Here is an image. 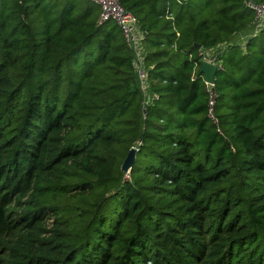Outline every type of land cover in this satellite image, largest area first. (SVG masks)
<instances>
[{
    "label": "trees",
    "instance_id": "1",
    "mask_svg": "<svg viewBox=\"0 0 264 264\" xmlns=\"http://www.w3.org/2000/svg\"><path fill=\"white\" fill-rule=\"evenodd\" d=\"M120 1L147 106L96 4L0 0V264H264V30L236 41L264 0Z\"/></svg>",
    "mask_w": 264,
    "mask_h": 264
},
{
    "label": "built area",
    "instance_id": "2",
    "mask_svg": "<svg viewBox=\"0 0 264 264\" xmlns=\"http://www.w3.org/2000/svg\"><path fill=\"white\" fill-rule=\"evenodd\" d=\"M96 4L99 9H101L99 24L105 22H113L117 28H120L122 35L125 39L127 46L130 47L134 65L137 74V82L140 87V90L143 94V104L145 106L151 104L150 99V84L148 83V67L145 64L146 59V50L144 46V41L146 39L147 32L142 30L139 25V19L129 10L124 8L120 0H88ZM245 5L254 13V20L252 25V31L248 35L241 36L242 42L257 36L262 30H264V1L261 3H255L246 1ZM223 48H215L210 51H203L200 53L201 61L211 63L215 67L217 66L218 70L223 69L222 64L219 62L218 58L222 54ZM199 65L196 64L193 79L196 78L197 70ZM201 69V67H200ZM202 80L206 85L208 92V102H209V116L215 124L218 121L215 118L214 110L216 106L217 99V90L216 82L209 83L205 81L204 74L202 73ZM216 80V79H215Z\"/></svg>",
    "mask_w": 264,
    "mask_h": 264
},
{
    "label": "water",
    "instance_id": "3",
    "mask_svg": "<svg viewBox=\"0 0 264 264\" xmlns=\"http://www.w3.org/2000/svg\"><path fill=\"white\" fill-rule=\"evenodd\" d=\"M196 46L198 47V49H201L202 46L199 44H196ZM200 69V72L204 74V79L205 81L209 82V83H214L215 79H216V75L218 73V69L217 66L215 67L214 65H212L211 63L205 62L203 61ZM138 150L136 148H132L128 155L126 156V158L124 159V163H123V167H122V171L129 173L131 171V169L133 168V166L136 163V154H137Z\"/></svg>",
    "mask_w": 264,
    "mask_h": 264
},
{
    "label": "rangeland",
    "instance_id": "4",
    "mask_svg": "<svg viewBox=\"0 0 264 264\" xmlns=\"http://www.w3.org/2000/svg\"><path fill=\"white\" fill-rule=\"evenodd\" d=\"M236 41L242 42V38L241 37H237ZM222 51H224V48L222 49Z\"/></svg>",
    "mask_w": 264,
    "mask_h": 264
},
{
    "label": "crops",
    "instance_id": "5",
    "mask_svg": "<svg viewBox=\"0 0 264 264\" xmlns=\"http://www.w3.org/2000/svg\"><path fill=\"white\" fill-rule=\"evenodd\" d=\"M243 36V35H242ZM240 37V36H239ZM237 42H239V41H237Z\"/></svg>",
    "mask_w": 264,
    "mask_h": 264
}]
</instances>
